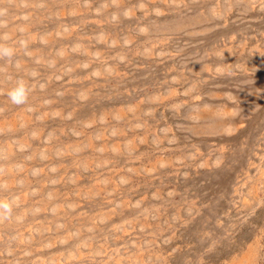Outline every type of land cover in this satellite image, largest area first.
Returning <instances> with one entry per match:
<instances>
[{"label":"rangeland","instance_id":"374dc122","mask_svg":"<svg viewBox=\"0 0 264 264\" xmlns=\"http://www.w3.org/2000/svg\"><path fill=\"white\" fill-rule=\"evenodd\" d=\"M0 264H264V0H0Z\"/></svg>","mask_w":264,"mask_h":264},{"label":"clouds","instance_id":"9594fccd","mask_svg":"<svg viewBox=\"0 0 264 264\" xmlns=\"http://www.w3.org/2000/svg\"><path fill=\"white\" fill-rule=\"evenodd\" d=\"M11 98L14 103H23L26 99V94L23 88L15 90L11 93ZM6 207V206H5Z\"/></svg>","mask_w":264,"mask_h":264}]
</instances>
